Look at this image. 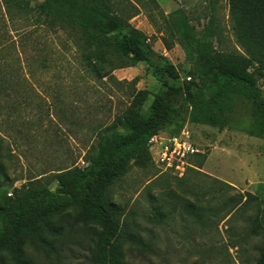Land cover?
I'll list each match as a JSON object with an SVG mask.
<instances>
[{
  "label": "trees",
  "instance_id": "1",
  "mask_svg": "<svg viewBox=\"0 0 264 264\" xmlns=\"http://www.w3.org/2000/svg\"><path fill=\"white\" fill-rule=\"evenodd\" d=\"M218 1L209 0L204 23L194 9L185 7L167 19L191 63L188 76L182 79L154 49L150 37L132 24L140 6L129 0H0V264H28L25 245L43 242L40 227L70 209H77L83 222L101 226L93 241L91 262L123 264L122 214L108 199V188L135 163L152 159L150 141L154 136L175 126L179 132L170 136H177L184 123L224 129L234 124V116L244 104L241 111L248 113L235 125L264 139V0H227L240 51L209 46L211 36L219 41ZM140 2L143 7H159L157 0ZM60 31L68 34L81 66L93 76L105 77L118 68L144 63L161 85L146 113L140 108L151 92L133 91L122 114L96 132L84 165L58 170L54 187L14 189L8 194L2 189L8 181L5 142L9 132L3 126H19L35 101V93L21 92L32 87L21 60L28 46L42 55L45 48L39 47V38ZM164 46L172 48L167 41ZM200 154L193 156H203ZM215 182L221 191L233 188L218 179ZM211 204L195 208L196 220L205 225L207 220L230 216L234 225L246 223L244 239L257 240L256 264H264V198L246 192L228 197L219 208Z\"/></svg>",
  "mask_w": 264,
  "mask_h": 264
},
{
  "label": "rangeland",
  "instance_id": "2",
  "mask_svg": "<svg viewBox=\"0 0 264 264\" xmlns=\"http://www.w3.org/2000/svg\"><path fill=\"white\" fill-rule=\"evenodd\" d=\"M129 1L140 6L132 24L143 30L154 49L180 72L182 79L186 78L191 63L167 19L170 13L185 7L194 9V15L202 17L204 23L209 0H157L159 7ZM217 8L219 41L216 35L211 36L210 48L240 51L227 0H219ZM165 41L172 44L171 49L165 48ZM39 43L45 48L42 55L28 46L21 60L24 74L32 83L21 92L35 93L34 104L19 126H3L9 131L5 142L8 181L2 186L8 194L14 189L54 187L58 170L84 165L96 132L122 114L133 91L151 92L140 108L146 113L161 85L144 63L118 68L105 77L93 76L81 66L78 52L64 31L41 37ZM261 86L264 89V79ZM243 108L241 104L234 124L224 129L184 123L182 129L205 156H192L194 167L187 168L184 176L156 165L157 145L152 159L135 163L108 188V199L122 214L123 264H256L258 242L244 239L246 223L234 225L228 216L201 225L193 215L198 205L211 201L219 208L228 197L240 193L264 198V139L236 126L248 113L241 111ZM179 130L172 127L165 136ZM216 179L233 188L221 191ZM189 204L191 207H187ZM100 230L99 224L83 222L78 210L70 209L40 227L43 242L25 245L26 260L28 264H93V241Z\"/></svg>",
  "mask_w": 264,
  "mask_h": 264
},
{
  "label": "built area",
  "instance_id": "3",
  "mask_svg": "<svg viewBox=\"0 0 264 264\" xmlns=\"http://www.w3.org/2000/svg\"><path fill=\"white\" fill-rule=\"evenodd\" d=\"M150 143V147L159 145L158 156L154 158L156 165L165 172H174L179 177L185 175L188 167H192L191 157L200 152L191 142L185 130L177 136L158 138L156 135Z\"/></svg>",
  "mask_w": 264,
  "mask_h": 264
},
{
  "label": "crops",
  "instance_id": "4",
  "mask_svg": "<svg viewBox=\"0 0 264 264\" xmlns=\"http://www.w3.org/2000/svg\"><path fill=\"white\" fill-rule=\"evenodd\" d=\"M165 135H167L166 132H161V133L157 134V137L160 138V137H164ZM157 145H158V144H156V145L150 147V152H151V154L153 153V151L155 150V148H156ZM153 154H154V153H153Z\"/></svg>",
  "mask_w": 264,
  "mask_h": 264
}]
</instances>
